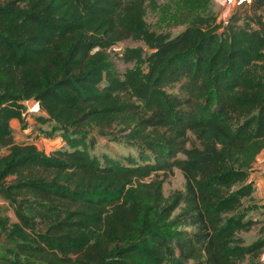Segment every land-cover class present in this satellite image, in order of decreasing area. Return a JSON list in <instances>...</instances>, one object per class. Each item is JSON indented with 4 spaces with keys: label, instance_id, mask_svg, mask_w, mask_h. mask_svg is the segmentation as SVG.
<instances>
[{
    "label": "trees",
    "instance_id": "1",
    "mask_svg": "<svg viewBox=\"0 0 264 264\" xmlns=\"http://www.w3.org/2000/svg\"><path fill=\"white\" fill-rule=\"evenodd\" d=\"M146 1L0 0V196L17 219L0 216V264H264V208L244 204L264 149V0L225 24L197 13L210 0H179L175 34L151 27ZM127 38L147 52L110 70ZM29 100L67 148L15 143ZM100 137L136 154L93 152ZM174 169L184 187L164 196Z\"/></svg>",
    "mask_w": 264,
    "mask_h": 264
},
{
    "label": "rangeland",
    "instance_id": "2",
    "mask_svg": "<svg viewBox=\"0 0 264 264\" xmlns=\"http://www.w3.org/2000/svg\"><path fill=\"white\" fill-rule=\"evenodd\" d=\"M183 2L179 0H152L146 1L144 4L145 10V18L146 21L151 25L153 29L161 30V31H169L171 34H175L181 29L184 28V24H177V21L183 19L187 11L183 6ZM237 7H223L218 0H210L208 4L205 6L203 10H197V13L203 16L204 18H210V16H215V22L221 23V19L223 14L231 13ZM242 10V9H241ZM242 16L246 17V15H250L251 12L248 8H246V12L241 11ZM228 14V15H229ZM228 18V17H227ZM250 22L245 18L241 21V23ZM252 25V24H251ZM114 45H118L121 47L119 51H114L112 49H107V63L109 64V69L116 70L119 73H123L126 69L133 67L135 64L134 60H126L124 59V49H137L141 48L143 52H147L146 46L141 41H134L133 39L127 38L120 40L119 42L114 43ZM262 82L264 87V72H262ZM185 81L182 80L178 83H168L165 85V89L169 93L182 95L184 93ZM36 104V101L29 100L28 107L30 108ZM42 110L44 113H36V114H28L24 122H12L13 133H14V141L17 144H25L28 142H34L35 145L44 151L46 154H50L55 149L67 148L64 145V142L60 137H56L59 135V130L52 133L54 124L53 121L46 122L45 124H37L36 116L42 115L48 117L45 110L42 108H38ZM29 112V111H28ZM33 113V112H29ZM42 129V130H40ZM118 129V128H116ZM94 133V132H93ZM93 152H106L111 155L121 156L127 153L136 154V149L132 144H127L125 142H112L111 140L104 138H97V143L95 144ZM6 153L5 148H0V155ZM69 173H72V170H69ZM72 178L76 177V174H71ZM164 181L162 184V191L164 196L169 195L175 189H183L184 187V179L181 172L178 169H174L172 173H168L163 176ZM263 177V176H262ZM264 178V177H263ZM11 179V177L9 178ZM150 179V178H149ZM259 199V198H258ZM253 196L251 200H245V206L253 207L254 201L258 202ZM263 202V200H261ZM257 203V204H262ZM246 209V208H245ZM256 207L255 209H249V214L258 217L260 220L261 215L258 213L259 209ZM0 216H4L8 218L10 224L17 221L12 206L4 200L0 196ZM260 222L259 225H261ZM259 227V226H258ZM257 227V228H258ZM257 228L253 229L250 233L244 234L246 242H251L258 236ZM190 261L184 263L189 264Z\"/></svg>",
    "mask_w": 264,
    "mask_h": 264
},
{
    "label": "crops",
    "instance_id": "3",
    "mask_svg": "<svg viewBox=\"0 0 264 264\" xmlns=\"http://www.w3.org/2000/svg\"><path fill=\"white\" fill-rule=\"evenodd\" d=\"M264 165V149L258 155L257 161L254 165V170L252 171V179L255 181V192L253 196L258 199V202L261 203V200H264V178L260 174V168ZM262 261H264V253L261 257Z\"/></svg>",
    "mask_w": 264,
    "mask_h": 264
},
{
    "label": "built area",
    "instance_id": "4",
    "mask_svg": "<svg viewBox=\"0 0 264 264\" xmlns=\"http://www.w3.org/2000/svg\"><path fill=\"white\" fill-rule=\"evenodd\" d=\"M218 1L223 7H237V6L244 5V4L248 5L252 2V0H218ZM228 14L229 13H227V15H225L223 17V23L224 24L227 23ZM110 49H112L114 51H119L121 49V47L118 45H113L110 47ZM37 107H38V104L36 103L28 111L33 112V113H37V111H36ZM27 109H29L28 103H27ZM260 174H261V176L264 177V165L260 168ZM262 207L264 208V200L262 202Z\"/></svg>",
    "mask_w": 264,
    "mask_h": 264
},
{
    "label": "water",
    "instance_id": "5",
    "mask_svg": "<svg viewBox=\"0 0 264 264\" xmlns=\"http://www.w3.org/2000/svg\"><path fill=\"white\" fill-rule=\"evenodd\" d=\"M36 111H37V113H38V112L41 113V114L44 113V112H43L42 110H40V109H37Z\"/></svg>",
    "mask_w": 264,
    "mask_h": 264
},
{
    "label": "bare ground",
    "instance_id": "6",
    "mask_svg": "<svg viewBox=\"0 0 264 264\" xmlns=\"http://www.w3.org/2000/svg\"><path fill=\"white\" fill-rule=\"evenodd\" d=\"M39 108V106L37 107V109Z\"/></svg>",
    "mask_w": 264,
    "mask_h": 264
}]
</instances>
